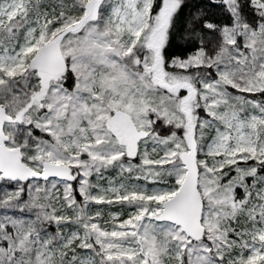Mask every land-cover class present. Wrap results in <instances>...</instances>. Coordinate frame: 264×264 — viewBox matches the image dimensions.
I'll use <instances>...</instances> for the list:
<instances>
[{"label": "snow or ice", "instance_id": "6c2138e0", "mask_svg": "<svg viewBox=\"0 0 264 264\" xmlns=\"http://www.w3.org/2000/svg\"><path fill=\"white\" fill-rule=\"evenodd\" d=\"M0 264H264V0H0Z\"/></svg>", "mask_w": 264, "mask_h": 264}]
</instances>
